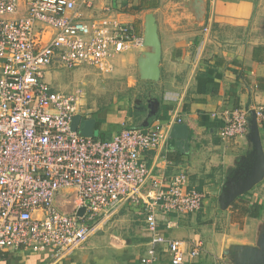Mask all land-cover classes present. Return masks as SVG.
<instances>
[{"label": "built area", "instance_id": "2783aa9c", "mask_svg": "<svg viewBox=\"0 0 264 264\" xmlns=\"http://www.w3.org/2000/svg\"><path fill=\"white\" fill-rule=\"evenodd\" d=\"M96 1L0 0V259L10 248H50L54 259H62L130 202L142 209L151 237L142 263L154 264L162 245L172 264H184L200 254L202 241L166 236L158 215L196 212L204 194L184 171L154 173L143 160V152L167 143L174 120L124 125L112 137L97 139L72 125L85 105L82 85L63 92L45 80L52 65L110 74L120 53L144 45L133 25L112 16L111 7L84 19L82 9ZM254 110L263 120L264 107ZM250 115L245 107L230 110L220 137L244 135ZM72 193L73 209L62 210L58 201Z\"/></svg>", "mask_w": 264, "mask_h": 264}, {"label": "crops", "instance_id": "0c3cea01", "mask_svg": "<svg viewBox=\"0 0 264 264\" xmlns=\"http://www.w3.org/2000/svg\"><path fill=\"white\" fill-rule=\"evenodd\" d=\"M105 7L142 37L148 15H154L162 48L160 75L157 80L142 76L150 47L123 51L108 76L113 75V85L125 84L130 93L99 106L89 104L85 96L76 129L102 139L124 125L147 127L154 121L174 120L167 143L143 152V160L154 173L184 171L204 198L196 212L160 213L161 231L187 243L202 241L200 254L184 264H257L241 262L235 246L258 245L264 213L260 218L244 216L231 203L246 195L264 205V177L235 198L231 194L253 177L259 147L264 153V119L250 116L242 136L223 140L219 132L235 107H264V0H97L94 8L82 9V17L102 15ZM257 188L262 192L249 193ZM121 210L124 215L103 218L97 231L62 259H54L50 248H10L0 264H144L141 258L151 240L145 215L130 202ZM117 221L122 226H114ZM162 250L158 245L160 255L154 264H172Z\"/></svg>", "mask_w": 264, "mask_h": 264}, {"label": "rangeland", "instance_id": "374dc122", "mask_svg": "<svg viewBox=\"0 0 264 264\" xmlns=\"http://www.w3.org/2000/svg\"><path fill=\"white\" fill-rule=\"evenodd\" d=\"M45 80L51 83V85L59 91H67L73 89L77 86V83L79 85H82V87L85 89L86 98H88L89 104L93 106H99L101 103L109 102L113 99H116V101H120L122 99V96L124 97L127 93H130L128 91L129 89L125 87V84H121L119 82H117L118 85H116V83H114V85L112 84L113 75H100L93 67H77L68 69L54 66L53 68H50L48 72H46ZM253 192L262 191L258 188L249 191V193ZM62 199H67L69 201H63ZM74 201L75 194L72 193L67 197H61V200L58 201V204L62 210L71 211L75 205ZM124 212L126 211L121 210L120 206L114 212L110 213V215L106 217V219L109 220L118 215H124ZM120 219L123 220L125 219V217L122 216ZM117 223L122 226L121 222L118 221L114 223V226H117ZM122 223L125 224L124 221H122Z\"/></svg>", "mask_w": 264, "mask_h": 264}, {"label": "water", "instance_id": "95a60500", "mask_svg": "<svg viewBox=\"0 0 264 264\" xmlns=\"http://www.w3.org/2000/svg\"><path fill=\"white\" fill-rule=\"evenodd\" d=\"M156 20L153 14H149L147 17V23H146V30L145 34L143 35L144 45L150 47L151 50L147 53L148 58H146L142 63V76L146 79L151 80H157L160 75V67L159 62L161 59V41L158 34ZM142 46V47H143ZM142 109H145L143 107ZM250 116L253 120L257 121L255 110H250ZM79 120V115L74 116L72 125L74 128H76V121ZM84 134L91 135L92 133H88L86 129H83ZM260 151V162L258 163L256 167V171L253 174V177L246 181V183L236 192H233L231 194V198H235L237 194H240L244 191L249 190L255 183L261 181L264 177V153L259 147ZM86 209V206L83 205L79 207L77 210L78 215H82ZM235 249L240 251V259L241 262H254L257 264H263L264 263V234L261 237V239L258 241L257 246H242V245H236Z\"/></svg>", "mask_w": 264, "mask_h": 264}, {"label": "trees", "instance_id": "16d2710c", "mask_svg": "<svg viewBox=\"0 0 264 264\" xmlns=\"http://www.w3.org/2000/svg\"><path fill=\"white\" fill-rule=\"evenodd\" d=\"M231 204L234 210H239V213L244 216L260 218L264 213V205L258 201H251L246 195H241Z\"/></svg>", "mask_w": 264, "mask_h": 264}]
</instances>
